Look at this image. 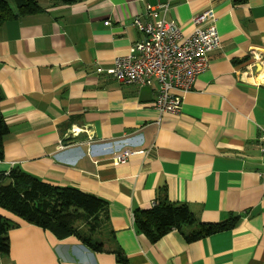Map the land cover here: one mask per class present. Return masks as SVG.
<instances>
[{"label": "crops", "instance_id": "obj_1", "mask_svg": "<svg viewBox=\"0 0 264 264\" xmlns=\"http://www.w3.org/2000/svg\"><path fill=\"white\" fill-rule=\"evenodd\" d=\"M158 4L167 11L147 10ZM41 5L0 26V105L9 127L0 175L19 167L104 200L112 246L94 251L74 235L59 239L0 207L18 224L8 232L9 264H264V0ZM205 7L216 12L221 45L179 113H159L157 84L106 72L144 38L136 18L165 17L188 36ZM125 148L144 152L116 163ZM163 196L186 203L200 222L238 221L193 241L188 225L152 241L134 214Z\"/></svg>", "mask_w": 264, "mask_h": 264}, {"label": "trees", "instance_id": "obj_2", "mask_svg": "<svg viewBox=\"0 0 264 264\" xmlns=\"http://www.w3.org/2000/svg\"><path fill=\"white\" fill-rule=\"evenodd\" d=\"M42 0H0V26L21 15L32 14L40 9ZM54 4H73L77 0H45ZM3 94L0 89V103ZM9 127L0 105V160L4 158V136ZM0 207L24 221L51 231L57 238L76 236L91 250H104L98 236L108 232V203L74 186H61L15 167L6 175H0ZM238 218L209 224L198 221L186 203H174L163 196L149 209L138 210L134 223L138 231L156 241L173 228L182 230L194 226L186 235L193 241L232 228ZM18 224L0 215V255L10 252L9 230ZM104 228V230H103ZM117 260L125 262L123 254L113 251Z\"/></svg>", "mask_w": 264, "mask_h": 264}, {"label": "built area", "instance_id": "obj_3", "mask_svg": "<svg viewBox=\"0 0 264 264\" xmlns=\"http://www.w3.org/2000/svg\"><path fill=\"white\" fill-rule=\"evenodd\" d=\"M167 8L168 4L147 5L151 14H156L157 9L166 12ZM192 22V33L184 36L180 25L173 20L162 17L143 23L136 18L133 24L144 33V38L132 45L129 53L117 57L106 72L126 83L157 84L155 106L159 113H179L182 95L192 89L197 76L207 69L208 53L221 45L213 8H203L194 15ZM98 71L104 69L99 67ZM261 151L264 153V145ZM141 152L144 150L125 148L114 153L113 159L122 163L130 155ZM260 174L264 175V168Z\"/></svg>", "mask_w": 264, "mask_h": 264}, {"label": "rangeland", "instance_id": "obj_4", "mask_svg": "<svg viewBox=\"0 0 264 264\" xmlns=\"http://www.w3.org/2000/svg\"><path fill=\"white\" fill-rule=\"evenodd\" d=\"M43 1V0H42ZM41 1V2H42ZM103 230H104V228H103ZM105 231V230H104ZM103 235H99L98 237L100 238V239H98L99 241H101L102 243H104L105 245H109V247H111L112 246V244H110V243H108V241H107V238H108V236L107 235H109L108 234V232H104V233H102ZM0 264H9V259L7 258V256L6 255H4V254H1L0 255Z\"/></svg>", "mask_w": 264, "mask_h": 264}]
</instances>
